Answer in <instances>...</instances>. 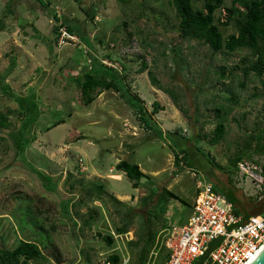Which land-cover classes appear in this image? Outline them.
<instances>
[{
  "label": "rangeland",
  "instance_id": "obj_1",
  "mask_svg": "<svg viewBox=\"0 0 264 264\" xmlns=\"http://www.w3.org/2000/svg\"><path fill=\"white\" fill-rule=\"evenodd\" d=\"M168 1L0 0V114L6 123L0 128V250L23 240L36 243L42 255L28 264H78L84 257L104 264L111 255L128 264L126 243L149 217L153 241L143 264H160L167 253L166 231L186 220L197 180L230 190L247 214H264V191L240 179L236 168L241 162L264 167V152L244 148L264 130V78L248 70L255 57L246 49L212 53L197 40L180 39ZM190 1L193 9H202V0ZM221 2L214 23L224 39L235 30L231 22L219 24L232 5ZM61 21L78 26L88 44L74 36L59 44L63 29L56 34L52 29ZM91 57L118 72L162 138L143 129L111 90L95 91L87 104L82 101L72 79L89 68ZM29 94L38 118L16 156L10 135L20 129L21 119L13 98ZM218 122L223 134L209 145ZM106 139H118L119 145L102 151L98 143ZM175 144L192 165L179 163L177 174ZM116 160L136 165L143 174L136 189L123 173L99 181L100 170L104 174ZM98 181L105 194L121 196L113 197L120 204L94 197L90 184ZM89 214L93 219L83 226ZM120 226L125 233L115 232Z\"/></svg>",
  "mask_w": 264,
  "mask_h": 264
},
{
  "label": "trees",
  "instance_id": "obj_2",
  "mask_svg": "<svg viewBox=\"0 0 264 264\" xmlns=\"http://www.w3.org/2000/svg\"><path fill=\"white\" fill-rule=\"evenodd\" d=\"M221 3V0H202V9L197 10L193 9L190 0H169L168 4L176 19L178 37L185 40H197L208 46L212 53H232L238 49H246L255 57L248 66V70L252 71L257 77L264 78V0H231L232 5L225 9L227 14L226 21L220 22L219 24L226 26L231 22L235 34H230L224 39H222L214 23V12L221 7ZM233 5H236V7H233ZM53 20L55 22L57 21L55 16H53ZM216 22H218L217 19ZM59 26L53 27L52 30L55 34L59 28H62L69 36H74L78 39L82 38L84 43L88 44L78 26L72 24L68 25L64 21L59 22ZM89 64V68L82 73L81 76L72 79L79 91V96L82 101L87 104L92 98L91 94L93 92L95 93V91L111 90L116 93L119 99L132 111L143 129L152 132L155 138H162L160 130L155 126L150 116L146 114L141 103L125 89L121 78L118 76V72L109 66L106 67L100 60L94 57H91ZM147 75H149V73ZM149 79L151 85L157 86L156 80L151 75H149ZM262 85L264 87V82H262ZM1 90L2 93L5 92V89L1 88ZM166 93L171 99V93L167 91ZM13 102L17 107L16 115L21 119V125L17 132L10 135V138L15 150V155L19 156L23 153L24 147L28 143L26 134L38 118V109L33 94L14 97ZM152 105V113H156L159 108L156 103ZM5 127V118L0 114V128ZM223 129V123L218 122L211 131V137L207 139L206 142L209 145L215 144L217 140L221 138ZM196 138L204 139L205 137L203 138L202 136L196 135ZM79 139H82V136L76 137V140ZM251 142H254L252 150L250 149ZM263 142L264 130L261 131L255 139H249V141L244 144V148L254 153H263ZM175 147L178 149V153L182 155L179 157L178 153L173 154V166L175 168V173L173 174H177L182 170L179 163L183 165V168H192L187 152L183 149H179L176 144ZM25 165L42 183L47 181V176L29 166V164ZM114 170L124 174V177L130 183L132 189L138 187V181L143 177V174L140 173L136 165H131L123 161L118 162L114 166ZM90 189L94 193L96 199L101 200L103 196H105L111 202L120 204L116 199L105 194L101 185L90 184ZM211 189L213 192L224 196L226 201L232 205L235 215H241L242 219L250 216L240 209L238 201L230 190L215 184H211ZM90 216L89 214L87 219L84 220L83 226H88L89 220L92 221L93 218ZM126 216L128 215L126 214ZM149 220V217L143 219L142 232L135 234V239L126 243L128 253L131 257V262L128 264L144 263L147 250L153 241V229L151 228ZM115 232L117 234H123L126 232V229L124 226L116 227ZM104 241L107 246L111 244L110 237L105 238ZM41 257L42 255L36 243L23 240L17 241L11 249L0 250V264H28V262ZM166 258L167 253L164 255L160 264H162ZM82 260L84 264H90L88 258L84 257ZM118 262V257L116 255H111L105 259L104 264H118Z\"/></svg>",
  "mask_w": 264,
  "mask_h": 264
},
{
  "label": "built area",
  "instance_id": "obj_3",
  "mask_svg": "<svg viewBox=\"0 0 264 264\" xmlns=\"http://www.w3.org/2000/svg\"><path fill=\"white\" fill-rule=\"evenodd\" d=\"M59 32V44L74 40L64 30ZM236 168L240 179L264 191L261 165L241 162ZM166 232L167 258L162 264H249L264 246V214L242 219L210 183L197 180L189 215L182 225H172Z\"/></svg>",
  "mask_w": 264,
  "mask_h": 264
},
{
  "label": "water",
  "instance_id": "obj_4",
  "mask_svg": "<svg viewBox=\"0 0 264 264\" xmlns=\"http://www.w3.org/2000/svg\"><path fill=\"white\" fill-rule=\"evenodd\" d=\"M118 145H119L118 139L105 140V141H100L98 143V147L102 151L112 149ZM78 264H84V263L80 261ZM249 264H264V246L256 253V255L253 257V259L250 261Z\"/></svg>",
  "mask_w": 264,
  "mask_h": 264
},
{
  "label": "crops",
  "instance_id": "obj_5",
  "mask_svg": "<svg viewBox=\"0 0 264 264\" xmlns=\"http://www.w3.org/2000/svg\"><path fill=\"white\" fill-rule=\"evenodd\" d=\"M107 140V139H106ZM102 141H105V140H102ZM108 151V150H107ZM119 161H115L113 164H112V166H109V167H106V172H104V174H103V170H100V176L98 177L100 180L99 181H103L104 179L102 178V176L106 179V180H112V179H110V177H117V178H121V177H119V176H121L120 175V173L121 172H118V171H115L114 170V166L118 163ZM113 170V171H112ZM112 172H115V174L116 175H114V174H112ZM107 173H109V174H107ZM119 173V174H118ZM103 174V175H102ZM122 174V173H121ZM94 176V175H93ZM99 181H98V183H99ZM101 183V182H100ZM97 184V185H101V184ZM102 186V185H101ZM113 197L115 196V197H121V196H119V195H117V194H113L112 195Z\"/></svg>",
  "mask_w": 264,
  "mask_h": 264
}]
</instances>
